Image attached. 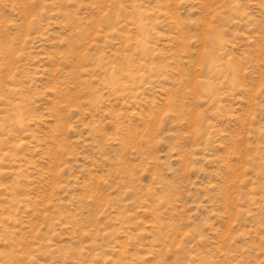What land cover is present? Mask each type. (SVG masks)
<instances>
[{
	"label": "rangeland",
	"instance_id": "rangeland-1",
	"mask_svg": "<svg viewBox=\"0 0 264 264\" xmlns=\"http://www.w3.org/2000/svg\"><path fill=\"white\" fill-rule=\"evenodd\" d=\"M0 264H264V0H0Z\"/></svg>",
	"mask_w": 264,
	"mask_h": 264
}]
</instances>
